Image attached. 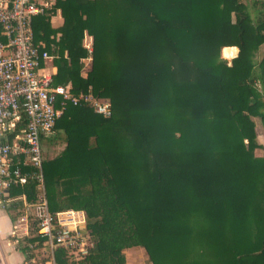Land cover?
<instances>
[{
	"label": "trees",
	"instance_id": "16d2710c",
	"mask_svg": "<svg viewBox=\"0 0 264 264\" xmlns=\"http://www.w3.org/2000/svg\"><path fill=\"white\" fill-rule=\"evenodd\" d=\"M200 5L53 0L32 18L34 41L56 53L53 83L104 97L111 108L103 117L89 103L66 100L47 137L63 142L41 162L48 210L82 209L92 239L78 259L55 249L54 264H124L122 248L132 245L143 247L148 264H264V145L252 119L264 123V53L252 58L264 41V0ZM192 14L203 24L183 48L179 35ZM137 26L149 29L133 38ZM228 45L237 52L227 64L218 56L221 48L230 55ZM34 184L29 177L9 194L32 202ZM6 210L17 217L21 201ZM28 232L16 239L24 264L43 263L47 256L37 261L36 252L44 238L31 215Z\"/></svg>",
	"mask_w": 264,
	"mask_h": 264
},
{
	"label": "built area",
	"instance_id": "2783aa9c",
	"mask_svg": "<svg viewBox=\"0 0 264 264\" xmlns=\"http://www.w3.org/2000/svg\"><path fill=\"white\" fill-rule=\"evenodd\" d=\"M52 2L0 0V206L5 208L9 202L21 201L17 222L25 233L29 215L34 217L35 233L44 238L50 264H54L53 252L57 248L64 249L72 259L85 256L92 239L82 209L48 210L41 171V142L52 133L66 100L73 104L89 103L103 117L111 113L108 99L88 91L73 93L68 84L53 83L56 53L43 48L41 41H34L31 26L32 18L45 14ZM85 47L89 52V45ZM83 58L90 60L89 53ZM19 123L21 130L17 128ZM21 165L31 169L22 170ZM29 177L35 181L34 201H27L23 194H9L10 187L26 182ZM30 261L34 262V257Z\"/></svg>",
	"mask_w": 264,
	"mask_h": 264
},
{
	"label": "rangeland",
	"instance_id": "374dc122",
	"mask_svg": "<svg viewBox=\"0 0 264 264\" xmlns=\"http://www.w3.org/2000/svg\"><path fill=\"white\" fill-rule=\"evenodd\" d=\"M53 1V0H52ZM191 3L196 7H199V6H203V5H200L201 3L203 2H207V3H211V0H190ZM164 2V1H162ZM215 3V2H214ZM213 3V4H214ZM160 9L162 8H156V11L158 13H160ZM198 13L199 11L196 10ZM174 12V11H173ZM55 14H59V11L58 12H55L53 15ZM53 15L51 16V24L53 26H57L61 23V16H59L60 20L59 22L57 21H54L53 20ZM191 23H192V26L190 27V29L184 33V32H180V35H179V41H178V44L180 46H182L183 48L186 46V47H190V46H187L189 43H190V39L192 37L193 34H196V32H198V30H200V25L203 24V19H201L200 17H198L196 14H192V18H191ZM149 27L148 26H137V27H133L131 29V32H130V36H133L134 37H138V36H141L145 33H147ZM118 36L114 35L113 38L115 39H118L120 40V43H123L124 44V41L126 42H129V40H126L122 37H119L117 38ZM143 37H146V36H143ZM132 38V41H134V39ZM139 38H142V37H139ZM90 36H88L87 34H83L82 36V43L84 45H89L90 47ZM112 55H114V53L117 51L116 50V47H114L115 45V41L114 39H112ZM228 46H232L230 47V55L228 54V48H221L220 51H219V60L220 61H223L225 63H229L231 58L236 54L237 52V47L235 45H228ZM120 48V47H119ZM118 48V50H120ZM122 50H124V47H121ZM133 50H135V45L133 44ZM115 51V52H114ZM127 51H128V48H127ZM125 53V52H123ZM264 53V41L261 42L259 45H258V48L256 50L253 51V55H252V58L253 60H258L260 58V56ZM120 54V53H119ZM112 58V57H111ZM82 69H81V74L84 75L86 73V71L89 69V66H90V60L88 59H85V58H82ZM83 66L85 68H83ZM253 121H254V125H255V132H256V140L258 143H260L261 145H264V123H262L257 117H253L252 118ZM41 150H42V156L43 157H52L54 156L56 153H58L60 151V149L63 147V142L57 140V139H54V141H49L47 139V137H45L42 142H41ZM254 153L255 154H261V147H256L254 149ZM134 247V248H132ZM135 247H141L143 249L142 246L140 245H132V246H129V247H124L122 248V254H123V257H124V261L126 260V258L128 260L131 261V264H147V255L145 253V250L143 249V252H141L140 254L142 255V261L140 260V258L138 260H136L135 262H132V257L131 255L129 254V250H132V252H134V250L136 249ZM143 253V254H142ZM40 257H45V252H36V260L38 261V259H40ZM40 261V260H39ZM40 262H38L37 264H39ZM124 263V262H123Z\"/></svg>",
	"mask_w": 264,
	"mask_h": 264
},
{
	"label": "crops",
	"instance_id": "0c3cea01",
	"mask_svg": "<svg viewBox=\"0 0 264 264\" xmlns=\"http://www.w3.org/2000/svg\"><path fill=\"white\" fill-rule=\"evenodd\" d=\"M59 16L60 15L58 14L53 15V20L59 22ZM9 213L10 212L6 210V207L4 208L0 206V264H24L23 253L16 246V241H14V239L20 237L21 234L26 233V235H28L29 232L25 231L24 233V228L20 224V222H17V217L11 219ZM135 248L136 249L134 250V252H132V250H129V254L132 257V262H135L139 258L142 261V255L140 253L143 252V249L141 247ZM42 249H46L45 246L40 248L39 251L41 250L40 252H42ZM148 263L149 262L147 260V264ZM39 264L50 263L46 258L43 263L40 262ZM124 264H131V261L126 258Z\"/></svg>",
	"mask_w": 264,
	"mask_h": 264
}]
</instances>
